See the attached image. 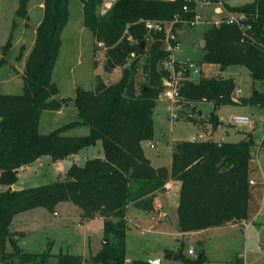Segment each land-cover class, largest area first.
Wrapping results in <instances>:
<instances>
[{
  "label": "trees",
  "instance_id": "16d2710c",
  "mask_svg": "<svg viewBox=\"0 0 264 264\" xmlns=\"http://www.w3.org/2000/svg\"><path fill=\"white\" fill-rule=\"evenodd\" d=\"M81 1L83 24L106 50L105 71L121 67V77L112 83L99 78L91 89L77 87L72 100L78 119L41 133L42 112L59 110L71 99L58 97L60 90L53 80L70 0H43V16L25 62L23 89L20 93L0 92V264H48L53 254L25 252L15 238L21 234L13 231L11 224L20 212L37 207L56 212L57 204L65 201L77 205L85 221L102 217L109 243L89 259L59 253L56 264H85L86 260L90 264H153L126 260L127 211L132 205L157 212L159 194L166 191L169 181L180 182L177 213L182 233L248 220L256 145L251 131H245L237 142L211 138L175 141L170 166L154 167L146 155L143 143L154 138V109L167 74L161 64L170 55L164 48L166 31L148 30L146 22L174 23L177 30L183 23L192 24L198 2H221L228 13L245 14L252 25L247 32L252 39L223 18L206 31L203 62L223 71L244 66L254 81L264 85V0L239 6L223 0H115L104 13V0ZM28 3L19 0L16 14L27 17ZM236 89L231 76L202 74L197 80L185 81L181 95L187 108L198 102H211L216 107L233 101ZM238 102L262 108L264 91L255 90ZM209 122L213 130L221 124L214 113ZM82 125L90 127L88 134H64ZM98 141L102 142L103 157L89 158L83 165L71 164L65 177L54 182L13 189L23 166L43 155L58 162ZM7 239L13 246L10 252L4 246ZM198 254L190 258L182 249L165 252L166 257L186 264H202L205 253L199 258Z\"/></svg>",
  "mask_w": 264,
  "mask_h": 264
},
{
  "label": "rangeland",
  "instance_id": "374dc122",
  "mask_svg": "<svg viewBox=\"0 0 264 264\" xmlns=\"http://www.w3.org/2000/svg\"><path fill=\"white\" fill-rule=\"evenodd\" d=\"M18 1L0 0L2 93L22 91L25 62L34 44L36 28L44 11L43 0H29L28 16L17 15ZM252 1L223 0L231 6ZM196 12L200 20L194 24L183 23L176 30L179 48L172 52L174 58L180 62L194 63L200 69V72L194 75V80L202 74L215 76L221 73L223 76L233 77L237 89H240L239 101L245 96H250L255 90L264 91V85L258 80L254 81L244 66L223 71L217 65L203 62L206 53L203 46L206 31L228 12L221 2L208 5L198 2ZM61 38L62 46L54 66L53 80L60 90L58 97L71 99L59 110L42 112L39 128L41 133H49L78 119L77 109L72 100L77 87L91 89L95 87L99 78L112 83L121 77V67L105 71L103 61L106 50L103 45L95 42L92 32L83 24L81 0H70L69 19ZM162 93L154 109V138L143 143L144 151L152 158L153 165L170 164L175 141L191 140L202 135L203 138L215 141L237 142L244 138L245 131H251L256 142L252 165L258 171L253 172V175L255 174L253 179L259 178V183L252 189L249 227L226 225L205 229L196 234L182 235L175 213H171L165 223L155 224L149 217L138 218L135 215L138 210L131 206L127 211L132 220L127 229L126 258L161 260V264H186L182 260L168 258L165 255L168 249L175 252L182 249L184 255L190 258H195L203 251L206 259L202 264H264V144H262L264 106L260 108L236 101L222 102L216 107L211 102H198L188 108L183 104L182 109L178 110L179 118L174 120L171 119L166 107L169 103L161 98ZM212 113L221 121L216 130H213L209 122ZM237 115L249 116L253 121L252 126L234 124L233 117ZM89 131L88 125H82L67 129L64 134L86 135ZM150 142L154 143L153 147L150 146ZM159 155L161 157H158ZM103 156L101 141L58 162L53 161L49 155H43L19 170L17 185L31 187L54 182L65 177L71 164L83 165L89 158ZM5 188L2 186V189ZM55 211L56 213L44 207H37L15 215L11 228L21 234L19 238L18 235L15 238L25 252H50L53 256L50 257L48 264H56L55 255L62 252L79 254L86 259L98 252L106 238L103 219L100 216L85 221L82 210L69 201L57 204ZM138 219L140 222H133ZM4 246L7 252L13 250L8 239ZM85 264L90 263L86 260Z\"/></svg>",
  "mask_w": 264,
  "mask_h": 264
},
{
  "label": "built area",
  "instance_id": "2783aa9c",
  "mask_svg": "<svg viewBox=\"0 0 264 264\" xmlns=\"http://www.w3.org/2000/svg\"><path fill=\"white\" fill-rule=\"evenodd\" d=\"M114 2L106 1L102 5V12H106L109 10ZM204 4H210L207 2H203ZM186 9V7H185ZM225 21L229 23L236 24L242 31L245 37L252 39V36L249 35L248 30L251 29L252 25L247 21V17L243 13L234 14V13H228L225 17H223ZM223 18L220 21H216L215 24H219ZM200 20L199 15L196 16L195 20L192 22L194 24ZM174 23H172L170 26L162 25L155 21H147L146 27L148 30H165L166 31V39L164 41V48L167 52H170V55L168 58H166L161 66L166 71V76L163 78V84H164V90L162 93L161 98L165 100L167 103L166 107L170 112L171 119H178L179 113L178 110H181L183 107V97L181 95V88L185 81L187 80H194V75L198 74L200 72V69L194 64V63H187V62H180L174 58V54L172 52L175 51V49L179 48V40L177 37V32L173 28ZM99 45H103V43H99ZM240 96V89H236L234 93L232 94L231 98L233 101L238 102ZM166 104V103H165ZM233 123L236 125H246V126H252L253 121L249 116L246 115H237L233 117ZM203 139V136H196L192 138L191 140H199ZM150 146L153 147L154 143L150 142ZM250 183L252 185H255L256 182L251 179ZM192 252V250H190Z\"/></svg>",
  "mask_w": 264,
  "mask_h": 264
},
{
  "label": "crops",
  "instance_id": "0c3cea01",
  "mask_svg": "<svg viewBox=\"0 0 264 264\" xmlns=\"http://www.w3.org/2000/svg\"><path fill=\"white\" fill-rule=\"evenodd\" d=\"M114 1H112V2H114ZM104 2H106V1L104 0ZM219 12H220V10H219ZM221 141L222 140H219V142H221ZM172 149H173V147H172ZM148 157L150 158V160H151V162L153 164L152 158L150 156H148ZM158 157H161V155H159ZM171 161H172V157H171ZM171 161H170V164H168L167 166L171 165ZM153 166L154 167H160V166H163V165H156V166L153 165ZM24 167H26V166H23L21 169H23ZM255 172L258 173L257 168L255 169ZM253 176H252L251 179H253ZM256 179L257 180L253 179L256 182V184L253 185V186H256L259 183V178H256ZM165 186H166V191L165 192H161L159 194V197H158V203H159L158 211L157 212H147V211H144V210H141V209H138V208L135 207V209L138 210L137 212L135 211L136 212L135 215H137L138 218L139 217H142V218L143 217L144 218L145 217H149V220L151 222H155V224H157V223L158 224L165 223L164 221H166L170 217L171 213H175L177 218H178L177 208H178V202H179L180 182L169 181V182L166 183ZM252 198H253V194H252L251 200H252ZM251 200H250V204H251ZM250 204H249V219L246 220V221H241V222H236V223H233V224H229V226H239L240 225V226L249 227L248 222L250 221V217H251V215H250ZM131 206L132 205L128 206V210H129V208ZM131 220L132 219H130V217L128 215V225H129ZM133 222L137 223V222H140V220L138 219L137 221H133ZM196 233H199V232H192V233H182V232H180V234H182V235L196 234ZM126 242H127V234H126ZM126 260H127V262H132L135 259L132 260L130 258H126Z\"/></svg>",
  "mask_w": 264,
  "mask_h": 264
},
{
  "label": "water",
  "instance_id": "95a60500",
  "mask_svg": "<svg viewBox=\"0 0 264 264\" xmlns=\"http://www.w3.org/2000/svg\"><path fill=\"white\" fill-rule=\"evenodd\" d=\"M142 45H143V42H142ZM203 46L205 47L206 46V41L204 40L203 41ZM194 109H196L195 107H194ZM200 113H201V111H199ZM212 115V114H211ZM22 188V186H20V185H17V184H15V185H13V189H15V190H19V189H21ZM109 243V240H108V238L106 237L105 239H104V241H103V244H108ZM204 254V252L202 251V252H200L199 254H198V258L199 257H201L202 255ZM150 262H152L153 264H161V260H152V261H150Z\"/></svg>",
  "mask_w": 264,
  "mask_h": 264
}]
</instances>
